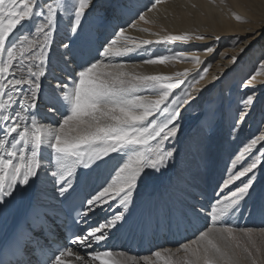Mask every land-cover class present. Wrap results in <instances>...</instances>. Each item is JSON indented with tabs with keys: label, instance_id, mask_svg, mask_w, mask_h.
Here are the masks:
<instances>
[{
	"label": "snow or ice",
	"instance_id": "snow-or-ice-1",
	"mask_svg": "<svg viewBox=\"0 0 264 264\" xmlns=\"http://www.w3.org/2000/svg\"><path fill=\"white\" fill-rule=\"evenodd\" d=\"M163 2L154 0L148 12L158 10ZM94 8V0H71L70 4L60 0L52 3L47 0H0V204H6L18 191H24L21 186H30L33 178L39 177L44 167L42 161L47 158L57 167V171L51 173L58 185L57 194L67 199L69 190L75 191L72 178L78 168L88 171L100 168L116 153L121 155L122 163L113 168L104 184L89 194L85 210L77 214V223H84L85 230L75 236L73 244L86 251L87 259L65 248L55 255L52 264H73V261L76 264H129V261L130 264H241L242 260L248 264H264V258L258 255L264 246L253 239V230L238 229L229 222L241 203L249 199L255 198L259 210L264 213V184L257 188L256 175L264 168V131L254 136L237 158L245 154L253 157L242 170L235 173L230 170L231 174L220 189L223 193L233 185L234 190H229L227 195H217L206 213L210 223L198 230L193 239L180 243L174 250H156L139 258L108 249L92 250L103 246L111 231L127 221L134 193L141 182L166 168L174 157L176 150L166 148L165 142L175 140L182 128V97L183 104L188 107L196 103V97L187 91L182 97L173 98V90L189 76L188 69L171 75L143 74L136 70L138 65L130 66L127 58L138 54L145 45L205 39L203 34L189 32L163 35L154 32L151 34L155 40L141 39L120 28L111 39H105L95 56L76 63L72 48L77 41L89 38L85 19ZM65 14L68 17L66 38L70 43L62 46L71 56V60L65 62L76 63V67L66 81L50 86L45 97L47 112L43 117L50 122L43 123L36 111L41 78L46 75L48 50ZM233 15L241 19L238 14ZM95 19L103 24L100 15ZM139 20L154 22L143 12ZM141 31L150 32L148 28ZM203 50L206 53L214 51L207 46ZM236 59L233 57L234 61ZM185 60L195 65L203 63L195 51L190 54L172 51L143 63L155 65ZM260 67L264 69V62ZM256 74H260L259 71ZM255 78L253 75L244 87H253ZM256 99L254 94H249L241 100L234 128H239L240 122L247 118ZM258 144L261 147L253 152ZM235 167L236 161L233 162ZM235 181H240V186H235ZM117 200L118 209L108 211ZM191 211L199 216L204 210L191 206ZM97 212L104 213L103 218L92 226L88 218ZM169 215L179 221L186 218L188 212L175 208L169 209ZM261 235L264 236V229Z\"/></svg>",
	"mask_w": 264,
	"mask_h": 264
},
{
	"label": "bare ground",
	"instance_id": "bare-ground-1",
	"mask_svg": "<svg viewBox=\"0 0 264 264\" xmlns=\"http://www.w3.org/2000/svg\"><path fill=\"white\" fill-rule=\"evenodd\" d=\"M50 1L53 2V0ZM63 1L65 4L71 3V0H60V2ZM153 2L154 0H94L95 8L85 19V28L89 34V38L87 40L77 41V43L72 48V52L76 56V63L83 62L92 56H95L97 49L105 41V39H111L112 34L115 31H118L120 28H125L128 35L130 36L152 40L156 39V37L151 34L154 32H160L162 35L166 33L179 34L182 32L203 34L205 39L202 41L193 40L188 43L175 42L168 45H145L138 54H133L131 57L127 58L128 63L130 66L133 64L138 65L139 67L136 70L143 74H170V72L188 69L189 75L198 72L205 63H211L204 79L200 80L195 85L194 90L197 96L194 94L192 96L196 97V103L192 104L191 107H188V105L184 104L181 106V110L184 113H187L197 112V110L201 108L203 104H205L203 98L207 97V95L209 97L213 95H211V90H213L214 86L218 87L220 92L221 90L223 91L225 89L228 76L232 75L235 71L236 60L234 61L233 57H236V52H241V57L247 53H250V59L249 61L245 62L244 66V68L248 67V69H245L244 73L242 72L243 70L240 71V73H238L235 78H237L239 75H242L241 73H251V75H249L248 79L246 80L247 84V81L253 75H255L256 78L253 81V87H250L249 90L246 91L248 95L254 94L257 98L256 101H258V99L260 100V98L264 95V69H261L260 67L261 62H264V50L262 46L264 45V40L262 37L264 36V0H164L163 3L158 5V10L148 12V8L151 7ZM193 5H195V7H193ZM142 12L154 22L145 23L140 21L139 14ZM234 13L238 14L241 19H235L233 15ZM97 14L103 18L102 25L99 24L97 26L95 19ZM67 20V15H63L62 19L60 20L61 25L57 27L56 36L54 37L53 43L49 49V54L51 55L48 56V63L45 66L46 75L41 78L42 87L41 92L38 95V109L36 111L38 118H41V122L43 123H49L47 120L43 119L44 115L41 112L47 108L39 106L43 105V103H46L45 97L50 92V86L58 82L66 81L69 77V74L76 67V63L65 62L71 60V56L62 46L63 44L70 43V41L66 38L68 35L66 25ZM131 24H135L136 27L130 28L129 25ZM143 28H148L150 32L141 31ZM216 37H219V39H216ZM254 42H257L260 45L257 48H252ZM205 46L212 47L214 51L212 53L204 52L203 49ZM220 46L223 48L221 49ZM172 51L183 52L185 54H190L191 52L195 51L198 55H200L203 63L200 65H195L190 60L169 61L165 64L155 65L143 63V61L146 59L154 56L169 55ZM258 58L261 59L257 61ZM251 62H253V64H256L257 62L256 69H249L251 67ZM258 71L260 74L257 75L256 73ZM262 103L264 112V102ZM185 108H187V111H184ZM194 115L200 116V114ZM227 115L228 114L217 115L215 117L216 124H214V127L217 128L219 125L217 123L221 118L222 120L223 118L226 120L228 118ZM250 117L251 124L254 119L253 114H249L246 119ZM245 120L240 122V126L246 122ZM254 122L255 123L252 127H255L256 121ZM252 127L250 128L249 125L247 128L246 141H249V138H251V133L254 131V128ZM227 128L228 127L225 125L224 129L226 130ZM262 128H264V126ZM240 129L237 131L236 128L238 134L240 133ZM218 130L216 131L218 132ZM262 131L264 130H261L260 132ZM221 133L219 132L218 134L215 132H210L209 137H207L204 132L199 130V132L192 136L194 138L193 140H189L190 136L185 135L184 139L186 140L187 145H185L183 148L182 144H180L176 149L178 161L175 160L177 163L175 162L176 167L174 170V175L177 179H179L180 183L177 182V179V181L171 180L172 182H170L175 186V188L178 184V186H181V191L186 193H189L188 188H190L196 191L198 194L209 197L208 199L212 200L213 202L215 200V197L213 198L212 190L214 181L216 180L214 184H217L218 179L224 178V173L226 175L223 180L227 179L231 173H235L238 168H233L234 161H236V166H238L240 162L245 159V161H242L243 166H240V170L247 166L248 163H251L252 158L248 154H245L239 160L237 159L241 156V152L246 147L242 146V143L245 142V138H241V134L237 138V135H229L227 133V135L224 134L226 136L222 138ZM197 138L201 140L200 143H202V148L204 151L202 155L195 151L196 149L199 150L201 148L197 142ZM169 141L167 143L171 144ZM219 143L220 147L218 146ZM229 143L235 148L238 147L236 150L239 154L230 152L229 155V152L226 151L224 154L222 150L225 147L223 149L222 147L225 144L228 145ZM245 144L247 145V143ZM258 148H260L259 144L255 146L253 152H256V149ZM182 151L183 153H181ZM192 154L195 156L190 159L189 156H192ZM45 156H47V153H45ZM42 163L44 164V167L40 170L39 177L33 178V182L30 186H21L24 191H18L14 197L8 199L6 204H0V238L4 235L11 219L15 216H18L25 210L30 197H33L36 200L37 207L41 211L45 212L47 210H51L57 212L59 210L57 204L59 197L57 194L58 185L55 184L54 179L51 176L52 172L57 171V167L51 158L43 160ZM120 163H122L121 155L113 153L111 159H108L107 163L102 165L100 168H93L91 171L78 168L76 171V176L72 178V183L74 185L80 175H82L86 179V183L89 186V191L93 188H98L100 185L104 184L106 179L110 178V173L112 172L113 168L118 166ZM235 169L236 171L234 172ZM188 170L190 171L188 180H185V176L180 177V174L182 175L183 171ZM153 174H151L146 180L142 181L134 193V202L130 206V211L127 215V221L124 222L121 227L112 230L109 238L106 241V243H108V241L114 237L115 240L119 242L120 249L134 254L132 255L126 253L125 251H120L125 253L126 257L136 256L139 258L145 255H150L145 253L144 255L137 256V254H143L141 251L143 247H140V245L136 248V250L132 251V249L133 244L142 243V240L140 242L139 239H143L145 232L146 238L149 237L146 231V225L155 222V214L159 215L160 221L165 220V216L167 219H171V216L169 215V209L181 208V206L177 204L178 201H188L191 203V194L190 197H184L182 196V193L178 192L177 190L176 191L178 194L175 193L176 191L174 192L167 189L164 190L161 188L160 179L155 178ZM200 175H202V178ZM256 175L258 180L257 188H259L260 183L264 181V168L259 169ZM204 177H206V180H204ZM215 194L217 195V191ZM192 195L194 196L195 194ZM175 198L177 200H175ZM254 201L256 202V200ZM115 203H119L118 200ZM158 206L159 208H157ZM252 207L250 208L252 209ZM258 207L259 206L257 205V208ZM112 209L113 208L109 209L108 211L114 212ZM251 209L248 210L252 212ZM103 215L104 213L97 212L95 215H90L88 220L92 222V226H95L96 223L103 218ZM162 215L163 218H161ZM173 217L174 216H172V218ZM195 218L199 220L200 223L204 222L202 218ZM244 222L246 223L248 220H245ZM255 222L258 224L257 221ZM5 223H7V226ZM171 231V228L167 226L161 228V231H159V228L156 226L153 231L150 230V236L153 240V244H155V248L157 246L161 247L157 250H162L165 248L173 250L175 249L169 246L173 242ZM188 232V234H191L189 229ZM138 233L139 237L137 239ZM71 249L78 255L87 259L86 251L84 249L78 248L77 246ZM92 250L101 251V247H94ZM73 264H76V261H73ZM241 264H248V262L246 261L245 263L243 261Z\"/></svg>",
	"mask_w": 264,
	"mask_h": 264
},
{
	"label": "rangeland",
	"instance_id": "rangeland-1",
	"mask_svg": "<svg viewBox=\"0 0 264 264\" xmlns=\"http://www.w3.org/2000/svg\"><path fill=\"white\" fill-rule=\"evenodd\" d=\"M47 1L49 2L50 0H47ZM51 2L52 1H50V3ZM63 2H61V3H63ZM59 25H61V21H59L58 26ZM66 25H67V23H66ZM98 25L99 24L97 23V26ZM55 36H56V33L54 34L53 39H54ZM262 37H263V40H264V36H262ZM259 45H260L259 43L254 42L252 48H257ZM262 46H263V50H264V45H262ZM220 47H221V49L223 48L222 46H220ZM220 50H219V52H220ZM50 55L51 54H49V50H48V56H50ZM241 55H242L241 52H236L237 59L235 61V71L233 72L232 75L228 76V81H227V84H225V89L223 91L221 90V92H220L218 90V87H215L214 86L213 87V90H211V95L212 94L213 95L211 97H209L207 95V97L203 98L205 104H203L201 106V108H199L197 110V112H187V113H184L181 110L183 112V117L184 118L180 122L181 125H182V128H181V130L178 133L179 136H177V138L175 140L169 141V142H171V144L170 143H167L168 141L165 142V147L166 148H174L176 150L180 144H182V146L184 148V146L187 145V142L184 139L185 138V135H189L190 136L189 137V140H193L194 138L192 136L195 135V133L199 132V130L202 131V132H204L207 137H209L210 132L211 133L212 132H215V133H218L219 134V132L221 133V132L224 131L223 133H221L222 134L221 135L222 138H224V136H226L227 134H229V135H237V138H238V136H240V134H241V138H243V139L245 138V142L242 143V146H247L245 143L248 144L249 141L254 136L260 135V133H261L260 131L261 130H264V128H262L264 126L263 125L264 124V112H263V105H262L263 104L262 102H264V95L262 96L263 98L261 97L260 100L258 99V101H256L255 107H253L250 110V112H249V114H253L255 120L253 119V121L250 124L251 117L248 118V119H246L245 120L246 122L243 123L242 126H239V128H237V131H238V129L241 128L239 134L237 133L236 128H234V125H235V123L238 120V115H237V114H239L238 111L241 110V107H240L241 106V102L240 101L243 98H245L246 95H248L247 91L249 90V88H245L243 85L246 84V80L248 79L249 75H251V73L243 74L244 71H245V69H248V67L247 68H244V66H245V62L246 61H249V59H250V56H249L250 53H247V54L243 55L242 57H241ZM260 59L258 58L257 61L260 60ZM253 62L250 63L251 64L250 66L252 68L250 67L249 69H253V68L256 69L257 68V66H256L257 62H256V64H253ZM47 63L48 62H46V65H47ZM210 64L211 63H207V64L205 63L203 65V67L198 72H196L194 74H190L187 78H185V82L183 84H181L177 89H174L173 90L174 91V94H175L173 98H175V97H182V94L185 91L190 92L192 95L194 94L195 96H197V94L195 93V90H194L195 85L200 80H203L204 79L205 75L207 74V72L209 70ZM248 65H249V63H248ZM205 68L206 69L208 68L206 72L203 70ZM240 71L243 72V73H241L242 75H239L237 78H235V76L238 75V73H240ZM175 72H177V71H175ZM175 72H170V74L169 73L168 74L171 75V74H173ZM201 76H203V79H200ZM242 88H243V90H242ZM242 94H243V96H242ZM181 105H183V97L181 99ZM39 107H46L47 108L48 106H47L46 103H43V105H41ZM41 112H42L43 115H45V113L47 112V109H45L44 111H41ZM194 114H200V116H196ZM219 114H228L227 115L228 118L226 120L224 118L222 120V118H221L218 121V123H217L219 125L217 126V128H215L214 127V124H216V118L215 117L217 115H219ZM259 114H263V115H259ZM205 121H210L211 123L205 124L204 123ZM254 121H256V124H255V127H252L254 125V123H255ZM47 122H50V120H47ZM227 123L229 125H231V126H229ZM201 125H203V126H201ZM225 125H226V127H228L227 128L228 130L227 129L226 130L224 129L225 128ZM244 125H245V127H244ZM249 125H250V128L251 127L254 128V131L251 133L252 135H251V138H249V141H246V137H247L246 132H247V128H248ZM219 127H221V128H219ZM216 130H218V132ZM225 131H227V132H225ZM224 134H226V135H224ZM218 137H220V136H218ZM181 140H183V141H181ZM197 140H198L197 142L201 146V148L199 150L196 149L195 151L199 152L202 155L204 153L203 148H202V143H200L201 140H199L198 138H197ZM218 146L220 147V143H219ZM259 146L261 147V145H259ZM237 148L231 146L230 143H229L228 145L225 144L222 147V149H223L222 151L224 152V154L226 152H229V155H230V152L231 153L239 154L238 151L236 150ZM181 153H183V151ZM248 155L251 158H253L251 156V154H248ZM194 156L195 155L192 154V156L190 155L189 158L192 159ZM179 157H180V155H179ZM175 160L178 161V156H177V152L176 151H175L174 157L169 161L168 166L166 168L162 169L160 172L154 173L153 176L155 178H157V179H160V181H161V188H163L164 190L167 189V190H171V191H174V192L177 190L178 192L182 193V196H184V197H187V196L190 197V194H191V197H190L191 203L188 202V201H181L180 200V202L178 201L177 204L180 205L181 208L185 209L188 212V214L193 215V217L202 218V220L204 221L203 222V226H204V225L210 223V221L206 218V213H207V211L209 209V205L212 203V200H209L208 199L209 197H207L205 195H202V194H198L196 191H194V190H192L190 188H188L189 193L183 192L180 189L181 186H178V184H177V186L175 188V186L170 183V182H172L171 180H174V181H177L178 180L177 182H179V179H177L176 176L174 175L175 174L174 170H175L176 163H177V161H175ZM242 161H245V159H243ZM242 161L240 162V164L238 166H236L238 168L237 171H240V169H241L240 166H243L242 165ZM235 171H236V169L234 170V172ZM189 172H190L189 170L188 171H183L182 172L183 174L182 175L180 174V177L185 176V180H188L189 179V177H188L189 176ZM199 173H200V171H199ZM225 175L226 174L224 173V175H223L224 178H225ZM200 177L202 178V175H200ZM223 179H218V182L219 183L217 182V184H214L216 180L214 181L213 186H212L213 198L214 197L216 198L218 194L227 195L228 192H229V190H234V186L233 185H230L231 187L229 186L228 190L225 189L223 191V193H221L220 185L223 184V182H222V181H224ZM241 179H245V178H241ZM263 179H264V176H263ZM204 180H206V177H204ZM181 184H182V181H181ZM261 184H264V181L262 183H260V185ZM234 185L235 186H240V181H235L234 182ZM218 187H219V189H218ZM173 188H175V189H173ZM218 190H219V192H218ZM177 191L175 193H177ZM216 191H217V195L215 194ZM192 194H195L194 195L195 197ZM175 200H177V199L175 198ZM254 200H255V198L249 199V200H246V201L242 202L239 210L236 213H234L229 218V222L232 225H234L235 227H237L238 229H245V228H247V229H252L253 231H256V232H252L253 239L256 240V242H257L258 245L264 246V236L261 235V230L264 229V218H263V215L264 214L259 210V207L257 208L258 201L255 202ZM184 205H186V206H184ZM191 206H195L197 210L203 209L204 211L201 212V214L199 216L194 215L192 213V211H191ZM250 207H252V209ZM115 208H117V207L115 206L114 209ZM247 208L248 209H251L252 212H250ZM246 215L248 216V218H247ZM251 216H252V218H251ZM260 219L262 220V224H257L255 221L256 220H260ZM245 220H248V222L245 223L244 222ZM194 237H195V234L192 235V236H190V237H187V239L179 242L176 245L170 246V247L171 248H176V247L179 246L180 243H185L188 240L193 239ZM243 240H244V238H242V242H243ZM114 252H120V251H114ZM258 255H261L262 258H264V247H262V253L261 254H258ZM243 261L244 260H242L241 262H243ZM244 262L246 263V261H244Z\"/></svg>",
	"mask_w": 264,
	"mask_h": 264
}]
</instances>
